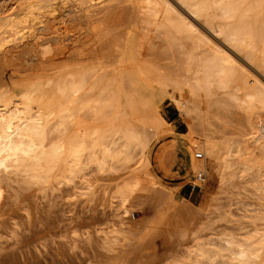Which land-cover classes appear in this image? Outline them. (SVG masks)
<instances>
[{
    "label": "bare ground",
    "instance_id": "6f19581e",
    "mask_svg": "<svg viewBox=\"0 0 264 264\" xmlns=\"http://www.w3.org/2000/svg\"><path fill=\"white\" fill-rule=\"evenodd\" d=\"M132 1L136 20L111 50L100 52L97 46L89 63H67L49 74L42 63L28 60L23 76L0 74V217L14 220L19 211L30 216L34 193H48L56 168L69 182L86 169L85 160L104 169L114 150L110 136L83 119H95V106L109 124H124L113 135L122 134L128 148L163 129L159 90L143 78L147 46L183 62L188 94L182 91L183 98L173 103L185 118L187 140L173 147L194 177L204 171L217 183L197 210L223 211L237 200L233 197L249 193L258 201L253 222L264 223V0ZM38 21L35 16L33 22L42 24ZM54 27L66 33L68 21L62 18ZM38 29L31 37L38 39ZM140 99L144 115L129 125L127 114ZM195 148L203 151L202 159L194 156ZM138 182L126 181L122 191L130 193ZM162 195L176 205L173 193ZM127 203L124 197L113 209L121 222L130 214ZM220 242L218 255L230 251L246 263L259 256L264 228Z\"/></svg>",
    "mask_w": 264,
    "mask_h": 264
},
{
    "label": "rangeland",
    "instance_id": "374dc122",
    "mask_svg": "<svg viewBox=\"0 0 264 264\" xmlns=\"http://www.w3.org/2000/svg\"><path fill=\"white\" fill-rule=\"evenodd\" d=\"M0 1V74L9 75L23 76L28 60L42 63L49 74L67 63H89L97 46L100 52L111 50L138 16L132 0ZM35 16L42 24L33 22ZM62 18L68 21L66 33L54 27ZM36 29L38 39L31 37ZM164 51L146 46L141 56L144 81L156 86L162 98L163 129L128 148L122 134L113 135L124 124H109L95 106V119H83L110 136L112 156L102 170L85 160L86 169L73 182L56 168L48 193H34L30 216L19 211L14 220L0 217V264H264V244L259 256L246 263L233 259L230 251L217 254L220 239H245L264 223L253 222L258 201L249 193L233 197L237 200L223 211L197 210L217 183L208 174L203 191L193 189V174L173 147L187 140L182 136L187 124L173 98H183L188 87L182 59ZM127 115L126 123L137 125L143 100ZM199 152L195 148L194 156ZM133 178L139 182L126 194L124 183ZM163 191L173 193L175 206L165 202ZM124 197L130 214L121 222L113 209Z\"/></svg>",
    "mask_w": 264,
    "mask_h": 264
},
{
    "label": "built area",
    "instance_id": "2783aa9c",
    "mask_svg": "<svg viewBox=\"0 0 264 264\" xmlns=\"http://www.w3.org/2000/svg\"><path fill=\"white\" fill-rule=\"evenodd\" d=\"M197 158L198 159H202L203 158V154L202 153H198L197 154ZM193 181H191V183L193 186V189L197 188L199 191H203V189L206 187V183H207V175L204 171H201L199 173H197V175L194 177L193 176Z\"/></svg>",
    "mask_w": 264,
    "mask_h": 264
},
{
    "label": "crops",
    "instance_id": "0c3cea01",
    "mask_svg": "<svg viewBox=\"0 0 264 264\" xmlns=\"http://www.w3.org/2000/svg\"><path fill=\"white\" fill-rule=\"evenodd\" d=\"M167 107H170V105H168Z\"/></svg>",
    "mask_w": 264,
    "mask_h": 264
}]
</instances>
